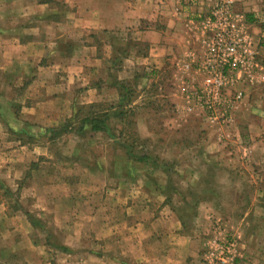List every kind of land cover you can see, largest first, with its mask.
I'll use <instances>...</instances> for the list:
<instances>
[{
    "label": "crops",
    "instance_id": "1",
    "mask_svg": "<svg viewBox=\"0 0 264 264\" xmlns=\"http://www.w3.org/2000/svg\"><path fill=\"white\" fill-rule=\"evenodd\" d=\"M213 1L0 0V94L18 102L15 117L11 109L8 121L0 117V180L11 192L20 187L21 206L50 225L56 243L69 250H55V264H202L219 230L237 239L239 255L232 264H264V84L250 87L243 78L237 84L243 99H260L261 108L242 110V121L234 119L232 127L244 135L232 142L231 155L209 157L251 168L254 195L247 203L233 202L231 211L238 214L223 215L218 202L200 196L186 219L182 211L190 209V195L176 200L180 190L174 182L173 190L167 185L175 173L132 162L123 149L128 130L137 144L148 139L155 146L160 140L158 129L148 125L156 112L136 106L141 83L165 82L175 116L198 119L181 89L200 81L195 68ZM235 1L232 12L241 13L252 34L253 61L264 82V0ZM20 81L23 89L6 97ZM120 86L131 92L129 126L116 118L110 119L111 137L88 127L82 137L68 134L62 154L70 160L83 151L68 161L82 172L55 169L54 184L42 165L59 162L55 151L48 153L55 142H21L12 133L14 123L43 131L62 127L79 111L113 112L121 103ZM208 142L216 148L213 139Z\"/></svg>",
    "mask_w": 264,
    "mask_h": 264
},
{
    "label": "rangeland",
    "instance_id": "2",
    "mask_svg": "<svg viewBox=\"0 0 264 264\" xmlns=\"http://www.w3.org/2000/svg\"><path fill=\"white\" fill-rule=\"evenodd\" d=\"M232 2L233 6L237 1L233 0ZM239 14L244 21L241 13ZM258 72H260V69L252 70L254 79H251V76L246 80L250 87L252 85L257 87L264 84ZM235 87L238 88L237 84ZM141 88H143V90H141L143 94L136 103V106H139L140 109L142 108L145 111L151 110L150 108H152L156 112V115L149 119L150 123L148 125L149 127L153 126L155 129H158L154 133L160 137V140L155 146H153L148 139L145 140L144 149L146 148L147 151H151L160 159L173 161L172 163L167 162V164L171 166L174 173H180V176L175 173V176L172 178V182H174L180 192H195L198 197L203 194L205 198L218 202L220 208H223L220 211L221 214H238L239 212L231 211V209L234 208L233 202H236L235 200L237 199H241V203H244V199L240 198L242 195L245 196L246 200L249 202L254 195L253 190L257 183H253L250 178L251 168L245 165H236L232 167L231 164H227L222 161V159L220 161H214L209 157H226L231 155L234 152L232 142H239L244 135L243 131L237 128L235 129L232 126L230 129H217L207 123L205 119L203 120V117H201L197 111L193 112L195 113L194 116H197L198 119L187 118L186 121H184V117L175 116L173 105L166 97L167 84L165 82L155 81L146 84L144 82L141 83L140 89ZM164 88L166 90L165 94L163 92ZM22 89L23 87H21L20 81L19 85L13 86L12 93H6V97L11 98L13 93H18V91ZM241 91L243 101L240 102L238 110L234 114V119L238 116V119H241L242 116H244L241 113L242 110L243 113H245L244 111H246V109H248V111H259L262 105L260 99L251 102L247 97L243 99L246 93L244 94L243 90ZM11 102L18 104L16 98L11 99ZM261 116L262 119H264V115ZM241 121L239 125L242 124ZM202 124L205 126L204 129L201 126ZM68 136L69 135H64V137L56 139L54 149L50 147L48 150L49 154H53L55 151V158L58 159L59 162H52V167L46 166L45 164L42 165L43 170L50 169L51 180L54 184L55 169L59 170L60 174L82 172L80 167L77 168L75 165H69L68 161H73L75 158L78 160V157L83 155V151H80L78 156H72L70 160L68 159V155L62 154L65 147H60V144L65 146L68 141L67 139H69ZM211 139L217 143L216 148L208 147V141ZM206 142H208V145H205L207 144ZM137 151H139V149H137ZM236 155H240V152H237ZM202 156H204L203 162L199 159L202 158ZM51 158L50 160L52 161L54 157ZM60 158L62 160H60ZM63 158L67 159V161H64ZM67 166L69 168H67ZM199 172H203V176L206 175L207 177L203 180L202 176L197 174ZM25 181L26 180H22L19 184H23ZM203 188L205 191L199 193L203 191ZM207 188H209L210 192L215 190L216 195L210 196V194L207 193ZM19 189L20 187L18 186L17 189L15 188V190H13L12 198L1 195L0 191V264H55V250L45 244V234L39 229L31 227L23 213L12 207L11 201L15 199L20 208L25 210V208L21 206V193ZM233 192L239 194V196H236ZM178 199L179 197L177 196L176 200ZM26 203V206L30 205V200L28 199ZM186 212L188 214L191 213L189 209ZM40 222L42 223L41 220ZM44 224L43 225L52 236L50 242L56 243L55 235H52L50 231V225ZM229 234L231 233L229 232ZM25 238L28 239L29 243L31 241L33 244L28 245Z\"/></svg>",
    "mask_w": 264,
    "mask_h": 264
},
{
    "label": "built area",
    "instance_id": "3",
    "mask_svg": "<svg viewBox=\"0 0 264 264\" xmlns=\"http://www.w3.org/2000/svg\"><path fill=\"white\" fill-rule=\"evenodd\" d=\"M232 1H213L203 19L204 51L195 68L200 81L181 89L187 109L197 111L217 129H230L233 124L242 101V91L235 85L249 79L252 70L261 69L253 61L255 52L245 21L232 12ZM218 232L203 254L202 264H232L238 257L237 239L229 232Z\"/></svg>",
    "mask_w": 264,
    "mask_h": 264
},
{
    "label": "trees",
    "instance_id": "4",
    "mask_svg": "<svg viewBox=\"0 0 264 264\" xmlns=\"http://www.w3.org/2000/svg\"><path fill=\"white\" fill-rule=\"evenodd\" d=\"M24 83L23 86L24 87ZM123 91H120V95L122 96L121 103L118 106L117 110H114L113 112H110L109 108L106 107L105 110H97L89 113L81 112L79 111V115H74L70 120H67L64 125L60 128L57 129H45L43 131H36L34 126L28 124V125H22L19 126L17 123H14L13 125V131L12 133L16 134L19 138L18 140L21 142L25 143H30V141L33 140V138H42L44 139L45 142L48 143H54L56 139L64 136V135H80L81 137L84 136V127H88V131L93 132V133H102L104 135H107L108 137H111V127H110V119H125V123L127 126L130 124V118L128 117V114L126 113V110L128 109L127 107L130 104V93L127 91V87L125 86H120ZM2 103V104H1ZM124 105V107L122 106ZM92 106L88 107V110H90ZM11 109L12 116L15 117V115L18 112V104H15L11 102V100L5 99L4 96L2 97V94H0V111L2 116L1 118H4L5 120L8 121L9 114H7L8 110ZM6 110V111H5ZM12 120V119H11ZM14 120V119H13ZM126 137L129 139L127 144H124L123 149L125 156L130 159L132 162L139 163L144 165L147 168H150L151 170H160L166 174L169 172H173L174 170L171 168V166L167 164V162L160 160L156 155H154L151 151H147V149H144V143H139L137 144V137H135V133L131 131L126 132ZM139 149V151H137ZM201 155V154H200ZM204 160V156H202ZM206 160V158H205ZM169 173V174H170ZM177 173V172H175ZM207 176H202V179L206 178ZM170 178V177H169ZM170 180V179H169ZM167 185L169 186L170 190L174 189V185L172 183V178L171 182L168 181ZM0 191L1 195L6 196L8 198H12L13 193L4 186V184L0 181ZM179 191V190H178ZM207 191L209 192L210 196L216 195L215 190H212L210 192L209 188H207ZM180 192V191H179ZM188 192V191H187ZM186 192V193H187ZM186 193H178V197L181 198L183 201L185 200L184 194ZM206 193V192H205ZM244 194V193H243ZM187 195V194H186ZM192 199H190V197ZM189 201L187 202L188 207L190 208L189 211L191 213H187L186 211H182V213L185 214L186 219H191L193 217L194 213V206L196 202V199H199L197 195H192L191 192H188ZM202 197L204 196L203 194L201 195ZM166 198L168 201L171 198V196H167ZM240 198H243L245 202L247 203L246 197L245 196H240ZM12 207L16 209L17 211H21L25 218L27 219L29 225L33 228H37L40 231H42L45 234V244L48 247L53 248L54 250L60 251V252H69V250L65 247H62L54 242L51 241V234L50 232L46 229V227L40 222L39 219L35 218L32 214L27 212L26 210H22L17 202V200L11 201ZM188 211V210H187Z\"/></svg>",
    "mask_w": 264,
    "mask_h": 264
}]
</instances>
